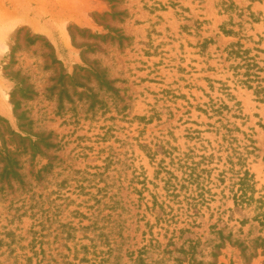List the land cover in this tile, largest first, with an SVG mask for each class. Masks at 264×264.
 I'll list each match as a JSON object with an SVG mask.
<instances>
[{
    "label": "rangeland",
    "instance_id": "obj_1",
    "mask_svg": "<svg viewBox=\"0 0 264 264\" xmlns=\"http://www.w3.org/2000/svg\"><path fill=\"white\" fill-rule=\"evenodd\" d=\"M263 213L264 0H0V264H264Z\"/></svg>",
    "mask_w": 264,
    "mask_h": 264
},
{
    "label": "trees",
    "instance_id": "obj_2",
    "mask_svg": "<svg viewBox=\"0 0 264 264\" xmlns=\"http://www.w3.org/2000/svg\"><path fill=\"white\" fill-rule=\"evenodd\" d=\"M5 170H6V168H5ZM9 174L10 173L7 172V175H9ZM192 176H191V178H192ZM239 182H240L239 183L240 195H239V198L237 196H236V198H237V202L244 204L246 201L251 200V198H248V192H251L253 190L252 178H251L250 174L246 171L244 173L243 177H241V179L239 180Z\"/></svg>",
    "mask_w": 264,
    "mask_h": 264
},
{
    "label": "bare ground",
    "instance_id": "obj_3",
    "mask_svg": "<svg viewBox=\"0 0 264 264\" xmlns=\"http://www.w3.org/2000/svg\"><path fill=\"white\" fill-rule=\"evenodd\" d=\"M6 101H7V97H6Z\"/></svg>",
    "mask_w": 264,
    "mask_h": 264
}]
</instances>
